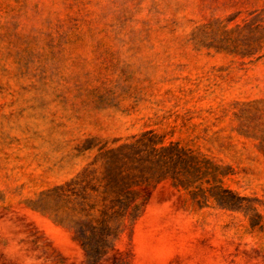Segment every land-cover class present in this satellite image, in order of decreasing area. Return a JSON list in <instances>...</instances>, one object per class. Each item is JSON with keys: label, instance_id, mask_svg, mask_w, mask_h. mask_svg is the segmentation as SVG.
<instances>
[{"label": "rangeland", "instance_id": "obj_1", "mask_svg": "<svg viewBox=\"0 0 264 264\" xmlns=\"http://www.w3.org/2000/svg\"><path fill=\"white\" fill-rule=\"evenodd\" d=\"M111 154L153 175L92 264H264V0H0V264H91Z\"/></svg>", "mask_w": 264, "mask_h": 264}, {"label": "trees", "instance_id": "obj_2", "mask_svg": "<svg viewBox=\"0 0 264 264\" xmlns=\"http://www.w3.org/2000/svg\"><path fill=\"white\" fill-rule=\"evenodd\" d=\"M126 161L118 154L108 156L105 174L101 179L104 194L99 200L90 201L82 189L83 194H80L73 209L76 212L61 218L74 229V237L82 245L87 261L91 264L98 261L111 247L122 229L127 213H130L131 219L138 214L139 206L136 203L132 205L136 199V191L132 186L149 180L153 175L139 174L138 178L129 181L122 175V167ZM165 175L166 171L162 170L156 178ZM91 188L98 190L94 184H91ZM131 205L132 210L128 212Z\"/></svg>", "mask_w": 264, "mask_h": 264}]
</instances>
